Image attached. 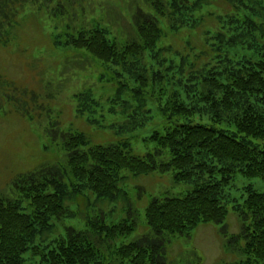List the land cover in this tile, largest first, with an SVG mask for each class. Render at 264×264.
Listing matches in <instances>:
<instances>
[{"label": "trees", "instance_id": "16d2710c", "mask_svg": "<svg viewBox=\"0 0 264 264\" xmlns=\"http://www.w3.org/2000/svg\"><path fill=\"white\" fill-rule=\"evenodd\" d=\"M116 1L130 23L126 36L100 13L75 25L84 0H0V45L12 42L21 13L46 10L59 56L85 65L78 69L100 66L104 100L92 86L74 94L75 113L87 123L116 136L130 133L151 119L149 100L163 122L148 136L155 147L144 154L132 152L126 138L95 143L82 131L57 127L45 103L53 91L44 82V91H17L0 76V114L10 104L30 121L48 120L45 130L61 151L60 159L16 174L0 191V264H105L94 238L108 246L103 238H131L110 252L119 264H168L163 234L190 237L199 224L220 223L227 203L239 231L218 230L225 248L241 258L220 264H264V190L247 184L240 196L230 193L237 176L264 181V0ZM217 6L223 15L215 14ZM209 15L218 23L201 27ZM196 115L222 127L192 123ZM42 150L52 149L43 143ZM152 172H169L187 187L181 195L152 197L144 208L148 231L134 235L138 222L121 183ZM84 199L86 213L79 207ZM118 201L125 212L119 219L97 207ZM77 215L84 228L63 223Z\"/></svg>", "mask_w": 264, "mask_h": 264}, {"label": "rangeland", "instance_id": "374dc122", "mask_svg": "<svg viewBox=\"0 0 264 264\" xmlns=\"http://www.w3.org/2000/svg\"><path fill=\"white\" fill-rule=\"evenodd\" d=\"M84 2L86 3L85 13L73 15L75 25L80 22L85 23L91 13H100L111 24L116 34L121 36L131 34L130 23L127 21L126 14L119 8L118 1L84 0ZM218 2L219 6H226L225 8L230 5L225 1ZM255 7L258 11L262 9V6L256 4ZM131 9H127V13ZM214 9L217 16L223 15L222 7L217 6ZM217 23L218 19L214 15H209L201 27L216 26ZM54 24V17L46 10H25L21 13L12 42L7 47L0 45V76L11 80L17 91L24 87L44 91V82L46 89L53 91L51 94L53 97L45 100V103L50 105L52 119L57 120V127L61 131H82L95 143H108L126 138L132 152L144 154L151 151L155 145L148 140V136L153 130L161 128L163 124L156 102L151 100L147 102L151 116L147 123L121 136L99 130L87 123L83 116L75 113L74 94L82 91L84 87L92 86L95 96L104 100L105 94L101 95V90L97 88L100 87V81L96 78L100 72V66L90 64L86 69H78L76 66L80 64L75 58L59 56L62 53L60 49L55 48L51 40ZM193 40L199 46H204L201 37H193ZM80 66L85 65L81 63ZM3 109L5 112L0 114V191L9 187L16 174L31 170L44 162L56 161L61 157V151L57 148L58 139H53L45 130V127H49L48 120L41 123L39 120L30 121L14 111L10 104L5 105ZM190 121L222 127L220 124L213 123L207 116L196 115ZM43 143L50 145L52 150L48 152L42 150ZM247 184H251L259 191L264 190V181L259 177L237 176L230 186L231 195L240 196L244 191L243 187ZM121 186L128 192L130 214L138 222L134 235L148 231L144 222V208L152 197L181 195L187 187L185 183H174L169 172L131 176L126 182L121 183ZM90 199L93 201V196ZM85 203L86 199L81 205L79 204L83 213L89 211ZM227 205L229 212L222 222L199 224L191 230L190 237L187 234L164 233L166 262L168 264H220L239 260L241 258L239 253L225 248L224 237L218 230L225 227L229 234L239 231V222L231 209V203ZM122 206L124 204L118 201V203L104 202L97 207L107 214L111 212L114 219H119L125 215ZM72 207L75 208V206ZM63 223L79 229L85 227L83 217L79 215L65 218ZM103 239L110 245L103 244V241L94 238L102 251L100 259L105 264H110L112 260V264H119L110 252L116 245L127 242L131 238Z\"/></svg>", "mask_w": 264, "mask_h": 264}]
</instances>
